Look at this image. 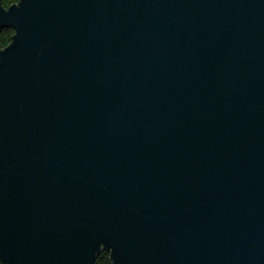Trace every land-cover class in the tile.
Returning <instances> with one entry per match:
<instances>
[{"label":"water","instance_id":"1","mask_svg":"<svg viewBox=\"0 0 264 264\" xmlns=\"http://www.w3.org/2000/svg\"><path fill=\"white\" fill-rule=\"evenodd\" d=\"M3 28L2 264H264V0H0Z\"/></svg>","mask_w":264,"mask_h":264},{"label":"trees","instance_id":"2","mask_svg":"<svg viewBox=\"0 0 264 264\" xmlns=\"http://www.w3.org/2000/svg\"><path fill=\"white\" fill-rule=\"evenodd\" d=\"M19 0H1V4L4 8H9L11 4L18 3ZM14 34V31L10 28H3L0 31V48L3 49L4 47L8 46V44L12 41V35ZM109 253L106 251H101L95 261L94 264H112L111 259H109ZM0 264L1 261H0Z\"/></svg>","mask_w":264,"mask_h":264}]
</instances>
